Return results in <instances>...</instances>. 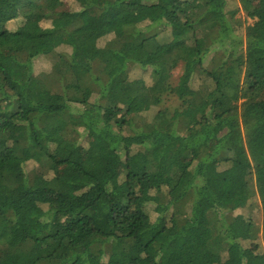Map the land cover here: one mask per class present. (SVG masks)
I'll use <instances>...</instances> for the list:
<instances>
[{
	"label": "trees",
	"instance_id": "16d2710c",
	"mask_svg": "<svg viewBox=\"0 0 264 264\" xmlns=\"http://www.w3.org/2000/svg\"><path fill=\"white\" fill-rule=\"evenodd\" d=\"M73 1L0 0V264H264L257 0Z\"/></svg>",
	"mask_w": 264,
	"mask_h": 264
},
{
	"label": "rangeland",
	"instance_id": "374dc122",
	"mask_svg": "<svg viewBox=\"0 0 264 264\" xmlns=\"http://www.w3.org/2000/svg\"><path fill=\"white\" fill-rule=\"evenodd\" d=\"M99 3L102 2L103 0H97ZM66 8H71V9H78V6L75 4V2L73 0H66ZM233 4H236V6L238 5L239 7V0H232ZM255 5L258 9L257 11V17L254 19H251L247 16V14L243 11L240 10V12L237 14L236 16V20L242 22V26L243 28L241 30L244 31V27H247L249 25H254V23H256L257 21H263L264 22V13L261 11V6H260V2L257 0L255 2ZM23 20L19 19L13 23L10 24V29L11 30H15L17 27L21 26ZM45 25H47V23H45ZM264 32V30H263ZM113 37L111 36H107V37H103L102 39L99 40V46H103L106 42L112 40ZM160 40L164 41L168 39V35L166 32H161L160 35ZM47 49H49V47H47ZM40 68L41 69H46V65L45 64H40ZM151 71L148 69H143L138 65H133L129 68V76L131 79H139V78H143L145 79V81L147 82L148 85H150L152 83L151 81ZM174 78H173V83L178 87L179 85V78L182 75V69L179 68L178 70H176L174 72ZM198 84L195 83V85H193V89H196V86ZM187 93V89L184 88L183 90L180 89L179 90V95L176 96H170V97H166L165 101H164V106L168 107L170 110H175L176 108H178L181 104V99L183 96H185ZM154 109L148 113L147 115L149 116V118H151V116L154 114ZM97 140V137L95 135H90L88 138V142H94ZM98 142V140L96 141ZM87 145V144H86ZM37 167L36 164L34 163H30L28 164L27 171L31 172L33 169H35ZM255 203H258L259 205V201L258 199L255 200ZM148 213L151 215V217L155 220L158 218H164V215L166 214L168 207L164 206V207H159L155 204H150L147 208ZM236 215H244L245 217H250L252 218L257 224H260L262 221V212H261V207L259 205V207H255L254 206V210H248V209H241L236 211ZM261 243V240L259 241V244ZM263 250V248L261 249ZM106 262H109V258L107 257L105 259Z\"/></svg>",
	"mask_w": 264,
	"mask_h": 264
}]
</instances>
